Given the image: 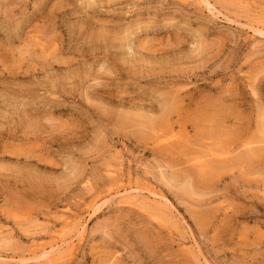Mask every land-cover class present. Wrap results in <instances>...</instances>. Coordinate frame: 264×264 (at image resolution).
Masks as SVG:
<instances>
[{
  "label": "rangeland",
  "instance_id": "1",
  "mask_svg": "<svg viewBox=\"0 0 264 264\" xmlns=\"http://www.w3.org/2000/svg\"><path fill=\"white\" fill-rule=\"evenodd\" d=\"M0 262L264 264V0H0Z\"/></svg>",
  "mask_w": 264,
  "mask_h": 264
},
{
  "label": "bare ground",
  "instance_id": "2",
  "mask_svg": "<svg viewBox=\"0 0 264 264\" xmlns=\"http://www.w3.org/2000/svg\"><path fill=\"white\" fill-rule=\"evenodd\" d=\"M207 4H208V3H207ZM246 160H247V159H246ZM247 161H248V160H247ZM111 174H112V172H111ZM111 174H110V175H111ZM114 174H115V173H114ZM112 175H113V174H112ZM126 192H128V191H126ZM131 198H132V197H131ZM133 200H134V199H133ZM130 202H131V201H130ZM84 227H85V226H84ZM85 230H86V229H85ZM48 245H49V244H48ZM56 247H57V246H56ZM37 250H39V249H37ZM42 250L45 251V254L43 253V254L45 255V257H46V256H49V254H50V256L52 255L51 251H49V252L46 251V247H45V246L42 247L41 251H42ZM51 250H54V248L52 247ZM58 250H59V249H58ZM52 252H53V251H52ZM56 252H57V251H56ZM56 252H55V253H56ZM44 255H43V256H44ZM49 258H50V257H49ZM1 259H2V258H1ZM40 259H41V257H40ZM50 259H51V260H49V263H52V261L55 259V257H54V256H51ZM37 260H38V259H37ZM46 262H48V261H46ZM0 264H1V262H0ZM4 264H5V263H4ZM20 264H21V263H20Z\"/></svg>",
  "mask_w": 264,
  "mask_h": 264
}]
</instances>
